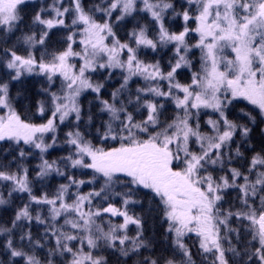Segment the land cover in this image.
Masks as SVG:
<instances>
[{
  "label": "snow or ice",
  "instance_id": "6c2138e0",
  "mask_svg": "<svg viewBox=\"0 0 264 264\" xmlns=\"http://www.w3.org/2000/svg\"><path fill=\"white\" fill-rule=\"evenodd\" d=\"M25 5L26 0H0V36L20 31ZM168 12L183 21L179 31L166 25ZM97 13L103 18L98 19ZM139 13H145L153 27L137 23L127 32V39L119 37L112 18L123 21ZM68 15L72 16L71 24L66 23ZM31 23L41 30L29 28L15 43L0 48V66L8 70L4 74L9 77H0V141H23L39 149L42 160L37 177L53 172L66 176L59 163L90 169L92 177L78 180L67 176L68 182L60 184L54 196L49 198L45 193L37 197L32 193L27 168L6 171L0 167V181L11 185L9 196L21 192L28 193L30 198L16 212L12 227H0V234L8 236L2 245L8 260L0 264H13L17 257L23 264H44L35 255V249L43 247L40 240L33 241L29 231L18 242L13 234L18 221L33 219L29 211L32 203L50 206V218H41L39 213L35 217L38 223L46 225L44 238L49 233L55 238L47 264H53L52 257L57 254L65 257L66 264H108L106 257L96 254L101 247L118 253V259L139 256L151 244L145 237L143 215L130 210L142 204L135 198L142 190H146L145 195L151 194L150 201H155L162 213L160 218L167 225L164 236L166 240L171 238L173 252L171 257L145 256L134 264H195L184 242L191 233L197 237L204 258L212 257L210 264H264V146L255 151L249 142V124H255L257 117L241 108L240 114L248 123H238L229 119L226 112L234 102L247 101L264 119V0H181L179 9L174 0H100L87 9L82 0H70L68 7L53 0L47 8L35 12ZM57 28L68 32L62 41L66 47L49 52L50 32ZM193 34L197 37L195 43H189ZM0 42L7 44L8 40ZM76 44L79 50L74 48ZM169 46L171 56L166 72L161 60L141 59L144 49L157 53ZM193 49L200 52L199 69L195 71L193 60L189 59ZM76 58L78 63L73 62ZM112 69L122 71L123 83L109 100L102 98L104 84L94 83L90 73L105 70L110 78ZM183 69L191 72L187 83L177 80ZM26 74L43 76L50 85L42 89L48 99L36 104L41 117L51 113L46 122H25L13 105L9 85ZM137 76L147 86L136 88L137 107L128 111L120 96ZM55 78H59L61 87L51 91ZM164 81L167 90L160 86ZM85 90L96 94L99 111L108 115L93 139L103 144L111 140L117 145H98L77 127L65 134L66 143L74 151L59 161L43 159V153L52 147L44 142L45 134L56 132L57 120L63 123L71 114H75L77 121L81 119L78 98ZM158 98L174 105L171 120L160 119L165 104L158 102ZM127 103L132 104L133 100ZM202 110L216 115L215 119L209 116L204 121L207 132L201 131ZM138 115L142 119H137ZM237 135L240 141L236 140ZM52 140L55 143V135ZM245 144L252 150L250 158L241 151ZM24 155L21 150L20 156ZM237 158L247 159L246 171L230 166ZM226 164L229 167L225 170ZM217 165L223 175H214ZM99 179L103 180L99 190H80L81 185L95 184ZM117 186L122 190L116 191ZM73 187L75 193L71 192ZM229 189L237 192L240 207L236 211H222L219 207ZM115 197L120 198L119 206L109 202ZM5 203L0 195V205ZM112 217L122 218V222L113 223ZM233 218L251 237L243 249L238 246L240 229L231 226ZM130 225L136 226L135 235L128 234ZM233 233L237 234V243L232 241Z\"/></svg>",
  "mask_w": 264,
  "mask_h": 264
},
{
  "label": "trees",
  "instance_id": "16d2710c",
  "mask_svg": "<svg viewBox=\"0 0 264 264\" xmlns=\"http://www.w3.org/2000/svg\"><path fill=\"white\" fill-rule=\"evenodd\" d=\"M65 7L70 3L62 0L60 1ZM174 2L177 4V8L179 9V3L181 0H174ZM53 3V0H40V1H31L27 2L25 6H22L21 15L23 17V22L20 24V31H16L15 35L8 34V37L0 36V41L3 39H7L8 43L4 44L0 42V48L7 47L13 43L16 42L17 37H19L23 31L28 30L31 28L32 31L39 32L41 30V27L39 25H32V17L34 16L36 11H39L43 6H49ZM83 5L85 8H89L93 4L100 3V0H82ZM143 17L144 21L143 23L147 22L149 24V17L145 13H140ZM97 18L102 19V14L97 13ZM118 15V12L116 13ZM137 18L139 14L137 15ZM45 17H48L47 15ZM72 16L68 15L66 16V22H71ZM115 24V31L117 32V35L121 37L122 39H126V36L124 37L121 35V31L128 30L127 25L128 23L122 24L125 21H115V17L112 18ZM133 21V19H131ZM166 22L174 23L177 29H180L183 21L174 18L173 14L171 12H168ZM130 23V21H129ZM194 26V25H190ZM149 27H153L151 24H149ZM68 32L65 29H53L50 32V36L47 42V50L49 52H53L56 50H62L64 47H66V44L62 43L64 38L67 36ZM195 34H193L189 38V43H195L196 40ZM192 56L193 60V70L199 69V56L200 52L198 49H193L192 53L190 54ZM141 59H146L149 61L154 60H161L163 61L162 57L157 54L153 53L152 51H145L143 54H141ZM164 71L166 69L163 67ZM188 69H183L182 73H186L185 76L183 74H180L184 80H187L188 75H190V71ZM7 70L3 69L2 66H0V77L3 78V80H8L9 77L5 75ZM111 76L109 77L110 73L109 71H100L98 73H95L92 75V80L94 79L98 83H103L104 88L102 89V98L104 99H111V93L115 90V88H119L123 81V74L120 69H112L110 70ZM122 75V76H120ZM107 78V79H106ZM132 82L130 81L126 88L124 89L123 93L121 94L120 99L124 101V103L127 105V108L130 107V111H134L137 105L134 103V98L136 95V88L138 87V84H134L132 86ZM50 85L47 82L46 78L43 76H37V75H25L21 77L19 81H13L9 85L10 95L13 98V105L16 108L17 112L21 115V118L23 120H26L28 122L33 123H40L44 122L48 119L50 112H47L43 117H41L36 112V104L37 101H44L48 99L47 94H45L42 89L49 88ZM56 88V84L54 86H51V91H54ZM19 94V95H18ZM110 96V98H109ZM30 100L28 102L27 100ZM133 100L132 104H128V100ZM159 101V100H158ZM80 107H81V119L77 121L75 118H69L67 121L60 123L57 127L55 136L56 141L53 143L52 136L49 135L44 140L45 143L52 144V147L48 148L45 153H43V159H47L48 161H53L59 159L61 157H65L69 154L70 151H74V149L66 143V133L72 130H75L77 127H79V130L83 133H85L87 139H93L97 136V128H99L103 121L108 120V115L106 113H101L99 111L100 104L99 101L96 100V94L93 92H87L85 93L81 99H80ZM243 108L246 112H252L254 116L258 119V133L262 134L264 136V132L261 131V129H264V119L260 118L258 115V110H254V106L249 105L246 101L236 103L234 102L232 105H229L228 109H226V112L228 114V118L231 120H236L238 123H248L247 118L242 116L240 114V109ZM164 111V109L162 110ZM165 113V112H164ZM206 111H202L201 115L199 117V121L203 119L200 124H205L204 121L206 120ZM167 115H169L167 113ZM92 117V121H89V117ZM210 116V114H209ZM137 119H142V117H136ZM193 125H195V117L193 118ZM249 126L252 128L251 136H250V144L253 146L255 151H259L262 146H264V138L260 141L259 138H257V133H253V124H249ZM101 135L103 134L101 130ZM236 140L240 141L239 135L236 136ZM255 142H254V141ZM93 142L100 145L103 144V142L99 141L98 139H93ZM117 142L109 140L106 144H103L104 147H112L116 146ZM255 145V146H254ZM236 144H232V148L235 149ZM21 150L24 151L25 155L23 157L20 156ZM56 151L58 155H55L53 152ZM241 151L244 152V155L246 158H250L252 155V150L248 149L247 144H245ZM11 159H15L17 163V169L18 168H27L29 173V180L31 182V188L32 193L36 195L37 197L43 196L45 193L48 194L49 198L54 196L56 194V190L60 184L67 183V176H74L76 179H84L89 180L92 177V170L90 169H84V168H71L70 164L66 165L64 163H59V167L62 171L66 170V176H59L55 172L51 173L48 176H45L43 178L37 177L36 173L39 171V165L42 160V156L39 149H35L33 146L26 145L23 142L19 141L13 142V141H1L0 142V161L1 162H10ZM239 164V167H242V170H247V159H234L232 162L231 167H235V164ZM1 165V164H0ZM229 167V165H225V170ZM211 167L209 168V171H211ZM215 173L223 174V172L220 171L219 165L216 166ZM254 178V177H253ZM242 182V181H241ZM103 184V180L99 179V182L95 184H85L80 186V190L83 193H87L93 188L99 190L100 186ZM0 190H2V196L7 201V203L0 205V227H6L10 228L12 227V220L15 217L16 212L24 206L25 203L29 202V195L28 193H21V192H12L11 196H9V190L6 187V184L4 181H0ZM122 189L119 188V186L116 187V191H121ZM146 190H142L140 195L135 197L138 200L142 201V204L140 205H134L131 207V211L135 212L137 214H142L144 217V227H145V237L146 239H149L151 241V244L148 249L141 250V253L139 256H131V257H122L118 259V253L113 254L111 249L105 250L103 247L101 249L96 251L97 255H101L107 258L108 264H134L135 261L138 259H142L145 256H157L161 255L165 249L168 248L167 253L164 256L171 257L173 248H172V242L171 238L169 237L167 240L164 236V229L166 228V223L161 220V215L157 210L156 202L150 201L151 194L145 195L144 192ZM72 193L76 192V188L73 187L71 189ZM237 192L234 190H225V196L222 203L220 202V205L222 204V208L228 210L231 208V210H234L236 208L240 207L239 201L236 199ZM74 198V196L72 197ZM119 197H115L112 201L116 203L117 206H119ZM100 202L97 201V204ZM103 206H107L104 204ZM49 207L48 205H37L35 203L31 204V207L29 209L33 219L31 221L28 220H22L17 222V226L13 229V234L15 239L19 242V237L23 233L31 232L32 233V239L40 240L43 247L36 248L35 249V255H37L38 258H40L42 261H44V264H47L48 259V253L51 248L55 247V238L51 236L49 233V237L47 239L44 238L45 228L46 225L40 224L36 221L35 217L39 213L41 218H50L49 214ZM59 220L60 224H63L62 218H57ZM108 219L107 216L103 218V221L106 222ZM113 223H121L122 218L118 217H112L111 218ZM98 223H101L102 221H97ZM236 222V221H235ZM235 222H233V225H235ZM247 223V222H245ZM136 232V226L130 225L129 226V235H135ZM236 233L232 234V241L233 243H237ZM250 235H248L245 232V229L243 227V231L240 233V240L238 243V246L243 249L247 243V241L250 240ZM8 239V236L6 234H0V261H7L8 256L4 252L2 245L3 243ZM185 244L190 248L192 252V259L195 261V264H210V261L212 259L211 256H209L207 259L204 258V256L200 253L199 250V244L198 239L194 234H188V236L185 237ZM25 245L28 244V241L25 240L23 242ZM78 244L79 242H75ZM227 247V244L225 245ZM155 249L154 251L152 249ZM27 250V249H26ZM228 256L231 257V253H228ZM179 254H177L176 259L179 260ZM53 264H66L65 257L60 256L57 254L56 256L52 257ZM19 262V264H23V260L21 258H13V264H16V262Z\"/></svg>",
  "mask_w": 264,
  "mask_h": 264
},
{
  "label": "rangeland",
  "instance_id": "374dc122",
  "mask_svg": "<svg viewBox=\"0 0 264 264\" xmlns=\"http://www.w3.org/2000/svg\"><path fill=\"white\" fill-rule=\"evenodd\" d=\"M27 1V0H26ZM60 1H62V0H60ZM65 1H67V2H69V0H65ZM70 4V3H69ZM69 4L66 6V7H68L69 6ZM118 15H119V13H118ZM45 18H48V17H45ZM131 19H133V21H131ZM123 21H125V22H123L122 24H125V23H128V25H127V28H128V30H123V31H121V35H123L124 37L126 36V39H127V32L128 31H130L137 23H139V24H144L143 23V21H144V19H143V17L141 16V14L139 13V16H138V18H137V16H136V14H134L133 16H130V17H126ZM129 21H130V23H129ZM118 22V21H117ZM71 23V22H70ZM166 25L167 26H169L170 27V29L171 30H173V31H179L180 29H177V27H176V24H175V28H174V23H169V22H166ZM39 47V46H38ZM75 48V47H74ZM76 50H79V44H78V47L76 48ZM40 51H44V49L43 48H41L40 49ZM145 51H151L150 49H144V50H142V52H141V54H143ZM157 54H159L161 57H162V59H163V61L161 62L162 63V67H164L165 69H166V71L168 70V68H167V61H168V59H169V57L171 56V47L169 46V47H167V48H161L160 49V51L159 52H157ZM189 57H190V55H189ZM73 62H75V63H78L79 61H78V58H76ZM193 70V69H192ZM165 71V72H166ZM185 71H186V69H185ZM194 71V70H193ZM187 72H188V70H187ZM180 74H183V76H185V74L186 73H182V70H180L179 71V73H178V75H177V80H179L181 83H187V82H189V80H190V77H191V73H190V75H188V79L187 80H184L183 78H182V76L180 75ZM27 75V74H26ZM34 75V74H33ZM59 79V78H58ZM130 81H133L132 82V86L134 85V84H138V87H144V86H147L146 85V83H145V81L141 78V77H133ZM129 81V82H130ZM122 83H123V81H122ZM60 86H61V83H60ZM164 90H167V82L166 81H164V82H162L161 83V85H160ZM116 89H118V87L117 88H115V90ZM54 91H57L56 90V88H55V90ZM87 92H92L91 90H85L84 92H82L81 93V95H80V97L78 98V103H79V106H80V99H81V97L85 94V93H87ZM121 97V96H120ZM124 97V96H123ZM123 97H121V98H123ZM109 98H110V96H109ZM158 102H163L164 104H165V108H164V111H163V115L160 117V119L161 118H164L165 116H166V114L168 113L169 114V119L168 120H171V118L175 115V109H174V105L172 104V102L170 101V100H167V101H165V99L164 98H158ZM134 101H135V98H134ZM81 108V107H80ZM4 111H6V110H4ZM130 111V110H129ZM202 111H205V110H202ZM165 112V113H164ZM51 115V114H50ZM75 118L76 119V116H75V114H71L68 118ZM137 117H139V115L137 116ZM141 117V116H140ZM68 118H66V120L65 121H67L68 120ZM57 121H59V120H57ZM64 121V122H65ZM203 121V119L202 120H200V122H202ZM258 124H259V122H258V119H256V122H255V124H253V127H254V129H253V133L254 132H256L257 134H259L258 133ZM205 124H201V131L202 132H207V131H205ZM46 135V134H45ZM52 135H55V133L54 134H52ZM254 141V140H253ZM255 142V141H254ZM193 147H195V142L193 141ZM5 184H6V187L8 188V190H10V188H11V185L8 183V182H5ZM235 227L236 228H239L240 229V233L243 231V225H241V224H239V223H237V221L235 222ZM236 238H237V235H236ZM198 244H199V241H198ZM167 250H168V248H167ZM167 253V251H165L164 250V252L162 253L163 255H165Z\"/></svg>",
  "mask_w": 264,
  "mask_h": 264
},
{
  "label": "bare ground",
  "instance_id": "6f19581e",
  "mask_svg": "<svg viewBox=\"0 0 264 264\" xmlns=\"http://www.w3.org/2000/svg\"><path fill=\"white\" fill-rule=\"evenodd\" d=\"M44 8H47V6H43ZM142 25H148L147 22H145L144 24ZM189 59H192V56L189 57ZM8 71V70H7ZM122 76V75H120ZM110 100V99H109ZM28 102H30V100L28 99L27 100ZM243 102V101H242ZM241 103V102H240ZM127 110L129 111L130 110V107L127 108ZM169 119V115L166 114V116L164 118H161V120H168ZM46 122V121H44ZM30 123H33V122H30ZM40 123H43V122H40ZM205 131H208V126L205 124ZM257 138L261 140H263L264 136L262 134H258L257 135ZM48 140V139H46ZM255 146V145H254ZM55 155H58V153L56 151L53 152ZM0 167H2L4 170L6 171H16L17 170V163L15 161V159H11L10 162H1L0 161ZM216 167V166H215ZM235 167H239V164L237 165V163L235 164ZM212 169V168H211ZM224 174V173H223ZM223 174H220V173H215V175L219 176V175H223ZM0 195H2V190H0ZM257 203H259V201L257 200Z\"/></svg>",
  "mask_w": 264,
  "mask_h": 264
}]
</instances>
